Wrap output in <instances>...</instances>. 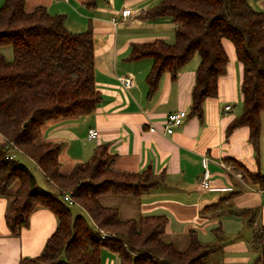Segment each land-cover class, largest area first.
<instances>
[{"label": "trees", "instance_id": "obj_1", "mask_svg": "<svg viewBox=\"0 0 264 264\" xmlns=\"http://www.w3.org/2000/svg\"><path fill=\"white\" fill-rule=\"evenodd\" d=\"M84 4L95 7L97 0ZM161 16L175 24L174 40L132 44L128 55L152 59L146 75L149 92L157 88L164 72L174 79L197 53L188 115L201 118L204 101L217 95L218 79L226 72L228 57L222 41H230L243 65L242 110L226 133L247 126L248 140L257 149L264 111V11L254 9L248 0H160L139 14L142 19ZM2 47H10L12 54L7 60L0 50V196L8 200L5 224L10 235L17 236L39 207L49 209L57 219L41 253L22 257L20 264H101L104 248L118 256L119 264H221L207 261L216 247L201 242L193 230L183 250L165 241V215L121 218L117 207L101 202L103 196L137 199L157 187L162 175L149 168L137 172L115 168V155L106 144L97 145L89 160L63 174L61 143L40 139L46 121L91 114L100 102L90 28L73 32L62 14H51L42 5L26 11L24 0H4L0 6ZM10 153L15 156L7 158ZM20 157L35 165L51 190L38 184ZM231 162L264 186V174L250 172L234 159ZM64 191H71L87 219L70 210L61 199ZM247 212L253 216L256 209ZM250 244L257 252L253 264H264V223Z\"/></svg>", "mask_w": 264, "mask_h": 264}, {"label": "crops", "instance_id": "obj_2", "mask_svg": "<svg viewBox=\"0 0 264 264\" xmlns=\"http://www.w3.org/2000/svg\"><path fill=\"white\" fill-rule=\"evenodd\" d=\"M84 1L24 0L26 11L42 5L51 14H62L70 31L90 28L93 34L99 104L91 114L46 121L40 134L41 140L61 143L60 171L68 174L76 163L89 160L97 145L106 144L115 155V168L129 172L149 168L163 180L137 199L122 197L117 204L104 205L117 207L121 218L165 215L162 238L179 250L188 246V234L193 230L201 242L216 247L208 262L253 264L257 252L250 241L264 223V186L246 177L231 161L264 174V111L257 149L248 140L247 126L226 133L242 110L243 65L236 59L233 44L222 41L228 57L226 72L218 79L217 95L204 101L202 117L187 115L166 133L163 127L169 113H189L199 57L193 55L174 79L164 72L150 93L146 75L152 59H130L128 55L132 44L174 40L175 24L170 17H139L160 0H97L95 7H87ZM248 2L264 11V0ZM123 8H129L131 15L122 17ZM126 75L133 78L128 89L118 80ZM227 105L230 109H225ZM89 129L97 131L91 139L87 137ZM205 158L209 188L201 184ZM7 202L0 196V264H20L22 257L41 253L57 227V219L52 211L39 207L19 235H10L4 220ZM247 209H256L255 215L244 213ZM110 263L119 264V260L113 258Z\"/></svg>", "mask_w": 264, "mask_h": 264}, {"label": "built area", "instance_id": "obj_3", "mask_svg": "<svg viewBox=\"0 0 264 264\" xmlns=\"http://www.w3.org/2000/svg\"><path fill=\"white\" fill-rule=\"evenodd\" d=\"M131 15V10L129 8H123L121 11V16L122 17H128ZM119 82L121 85L125 88L128 89L133 85V78L132 75H126V76H120L118 77ZM230 105L225 106V109H230ZM188 113L185 110H178L175 112H171L168 114L166 117V120L164 122V131L166 133H171L173 131V127L176 125H180L182 121L187 117ZM150 131H155V127L151 125L149 127ZM97 135L96 129H89L87 137L88 139H91ZM14 153H10L7 155V158H12L14 157ZM207 166V159L205 158L203 161V167L204 170L202 172V178H201V184L204 188H209V172L206 169ZM61 199L70 207L76 205V202L71 196V191H64ZM102 237H104V234H102Z\"/></svg>", "mask_w": 264, "mask_h": 264}, {"label": "rangeland", "instance_id": "obj_4", "mask_svg": "<svg viewBox=\"0 0 264 264\" xmlns=\"http://www.w3.org/2000/svg\"><path fill=\"white\" fill-rule=\"evenodd\" d=\"M0 50L5 54L7 60H11L12 59V54H11V48L10 47H2V48H0ZM194 55H195V57H199L197 53H195ZM20 159L32 171V173L35 175L38 184L40 186H42L44 189L51 190L50 189L51 187L45 182L43 175L35 167V165L31 161H29L28 159H25L23 157H20ZM121 198H122L121 196H105V198H101V201L103 202V204H107V205L108 204H117V202ZM70 210L74 214L77 213V214L83 215L86 219L88 218L86 212L82 208L78 207L77 205L70 206ZM122 215H123V213H122ZM113 258L119 260L118 256L113 254L112 252H110L108 249L104 248L102 250V264H106V263L107 264H111L110 262L112 261ZM207 259H209V258H207Z\"/></svg>", "mask_w": 264, "mask_h": 264}]
</instances>
